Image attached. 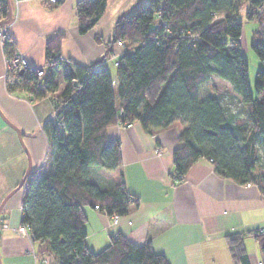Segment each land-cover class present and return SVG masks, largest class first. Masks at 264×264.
<instances>
[{
    "label": "trees",
    "instance_id": "16d2710c",
    "mask_svg": "<svg viewBox=\"0 0 264 264\" xmlns=\"http://www.w3.org/2000/svg\"><path fill=\"white\" fill-rule=\"evenodd\" d=\"M1 1L7 18V2ZM106 6L107 0L77 3L80 34L97 24ZM244 7L252 10L245 18L259 24L252 49L264 63V0H151L115 23L110 44L125 48L116 86L100 62L81 68L63 61L62 34L47 43L44 77L33 68L7 72L10 94L25 92L33 101L54 99L55 118L44 125L53 149L52 168L29 182L21 224L35 242L45 244L55 264H165L151 243L138 246L119 232L100 252L85 244V207L123 218L138 205L122 173L105 187L94 180L97 171L114 173L121 167V144L107 137V130L118 124L139 122L152 133L179 123L183 145L173 155L176 181L208 159L219 176L256 184L264 195V173H258L264 167H257V146L264 141V68L253 92L241 51L244 27L239 16ZM4 50L14 56L9 41ZM212 76L230 83L248 107L244 116L222 95L203 94ZM256 238L264 252V233ZM227 243L235 264H249L242 235L227 237Z\"/></svg>",
    "mask_w": 264,
    "mask_h": 264
},
{
    "label": "crops",
    "instance_id": "0c3cea01",
    "mask_svg": "<svg viewBox=\"0 0 264 264\" xmlns=\"http://www.w3.org/2000/svg\"><path fill=\"white\" fill-rule=\"evenodd\" d=\"M9 1L13 15L9 43L14 55H21L30 68H46L47 43L62 34L63 61L81 68L100 62L99 67L108 71L116 86L117 64L125 48L110 44L115 23L151 0H107L104 14L86 34L78 29L76 6L80 0H60L57 5ZM8 15L9 11L5 20ZM9 58L0 45V206L9 197L0 214V256L3 264H55L44 243L31 244L12 231L22 223L29 179L43 178L52 168L53 149L44 125L54 120L55 103L50 96L33 101L25 92L10 94L5 76ZM15 128L22 132L23 142ZM181 133L179 123L152 133L139 122L107 130V137L121 144L122 164L111 173L112 180L116 182L122 173L138 205H132L114 227L111 217L85 207L87 248L100 252L119 232L138 246L151 243L165 264H235L227 237L242 235L249 264H264V252L256 238L264 233L261 189L219 176L208 159L199 160L182 181H176L173 155L183 145ZM30 166L26 187L14 191Z\"/></svg>",
    "mask_w": 264,
    "mask_h": 264
},
{
    "label": "rangeland",
    "instance_id": "374dc122",
    "mask_svg": "<svg viewBox=\"0 0 264 264\" xmlns=\"http://www.w3.org/2000/svg\"><path fill=\"white\" fill-rule=\"evenodd\" d=\"M259 12L260 13H258V15L261 16L262 15L261 10ZM247 13H252V10L249 9L248 7H244L240 11V16H239V21L243 23V27H244L243 36L241 38V51L244 54V57L246 58L249 65V82L252 91L254 92L258 72L264 68V63L261 61V59L255 54V52L252 49V44L256 41L253 34L255 29L259 26V24H257L254 21L247 20L245 18V14ZM261 26L264 27V21L261 23ZM215 93L222 95L224 97L223 99L224 102H227L228 105L231 107V109H233L234 111L241 112L243 116L248 112V107L239 102V98L237 94L234 92L233 87L230 85V83L225 80H221L219 78L212 76L209 84L203 89V94L213 95ZM130 125L131 124L127 125V127H129ZM257 147H258V154L260 156V159L257 163V167L258 169H260L264 167V141L260 140ZM258 173H264V170L260 169ZM112 179L113 178L111 173L97 171V173L94 175V180L99 185L101 186L103 185L104 187L105 185L106 186L111 185L113 183ZM29 181L31 180L29 179ZM24 187H26L25 184L23 188ZM120 220L121 218L119 219L117 224H115L114 221L112 220V226L113 227L117 226Z\"/></svg>",
    "mask_w": 264,
    "mask_h": 264
},
{
    "label": "built area",
    "instance_id": "2783aa9c",
    "mask_svg": "<svg viewBox=\"0 0 264 264\" xmlns=\"http://www.w3.org/2000/svg\"><path fill=\"white\" fill-rule=\"evenodd\" d=\"M16 5H19L21 2L23 1H39V2H44V3H48L50 5H57L60 3V0H14ZM2 1L0 0V45L4 48L5 44L9 41L10 39V24H6L5 21V17L3 15L4 12V8L3 5L1 3ZM163 26L166 27V25L163 23ZM119 45H122V43H119ZM29 65L28 63L23 59V57L21 55L15 54L14 56L10 57L8 62H7V72L10 70H25V69H29ZM6 72V73H7ZM38 75L40 77H42L44 75L43 70L38 72ZM121 217L119 216H114L112 218V220L114 221L115 224L118 223L119 219ZM6 228H8L7 225H5ZM13 232H15L16 234L24 237L26 240H28L31 244L34 243L33 237L28 229V227L24 224H21L19 227L17 228H13L12 229ZM31 253L36 257L37 256V252L35 251V249L33 248L31 250Z\"/></svg>",
    "mask_w": 264,
    "mask_h": 264
},
{
    "label": "water",
    "instance_id": "95a60500",
    "mask_svg": "<svg viewBox=\"0 0 264 264\" xmlns=\"http://www.w3.org/2000/svg\"><path fill=\"white\" fill-rule=\"evenodd\" d=\"M6 1H7V5H8L9 15H8V19H6L4 22H5L6 24H10L11 21H12V16H13V15H12V9H11L10 1H9V0H6ZM21 72H23V70H22ZM15 129H16L17 133L19 134V138H20V140L23 142V134H22V132H21L20 130H18L17 128H15ZM30 173H31V166L28 168V170H27V172H26V174H25V176H24L22 182L20 183V185H19L14 191H18V190H21V189L23 188V186H24L26 180H27L28 177L30 176ZM8 198H9V197H6V199H5V200L3 201V203L1 204V206H0V214H1V210H2V208H3L5 202L7 201ZM0 264H3V263H2V260H1V256H0Z\"/></svg>",
    "mask_w": 264,
    "mask_h": 264
}]
</instances>
